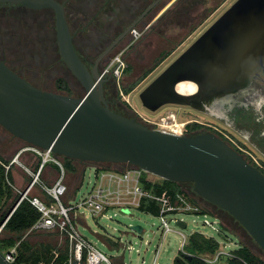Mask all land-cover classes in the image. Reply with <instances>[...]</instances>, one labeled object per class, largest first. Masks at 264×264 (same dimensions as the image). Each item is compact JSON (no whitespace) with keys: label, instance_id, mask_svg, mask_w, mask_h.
Here are the masks:
<instances>
[{"label":"water","instance_id":"1","mask_svg":"<svg viewBox=\"0 0 264 264\" xmlns=\"http://www.w3.org/2000/svg\"><path fill=\"white\" fill-rule=\"evenodd\" d=\"M0 4L54 11L60 56L85 91L75 98L41 90L0 60L1 127L29 147L85 163V168L129 165L163 180L191 183L195 194L234 218L264 252L263 173L213 133L174 135L113 111L105 98L109 77L98 70L100 59L90 70L78 55L63 3L0 0ZM257 81H264V0H237L139 99L152 113L172 105L213 116L211 106L232 100ZM183 82L195 84L196 93H179L177 85ZM131 230L143 233L140 225ZM0 264H10L1 250Z\"/></svg>","mask_w":264,"mask_h":264},{"label":"rangeland","instance_id":"2","mask_svg":"<svg viewBox=\"0 0 264 264\" xmlns=\"http://www.w3.org/2000/svg\"><path fill=\"white\" fill-rule=\"evenodd\" d=\"M179 1L176 0L164 12L157 13L153 17V28L145 32L144 36L135 45H132L129 49L127 48L125 55H127L128 69L119 81L115 80L117 91L120 86L133 108L138 113L146 115L153 120L159 119L167 111H173L178 114L180 122L187 119L205 120L235 135L236 133L234 134L222 121L207 117V115H203L189 107L170 105L152 113L146 110L140 102V93L237 0H203L202 3L189 7V10L184 15L181 12L179 23H172L171 13L185 5L182 4L181 6ZM121 2L125 3V0H120ZM88 3L93 4L90 7V9L93 8L92 11L95 10L94 8L99 9V6L102 7L104 5L102 13H110L109 10L115 12L119 4L118 0H67L66 8L69 24H71L72 7L77 4L88 5ZM7 5L9 4H0V43L3 42L5 44L4 49L7 50L6 52L18 59L29 71L26 76L35 84L41 86L43 90L65 95L70 94L69 96L75 98L83 97L85 94L83 87L62 63H57L59 57L54 40L55 14L48 10L30 11L11 8ZM113 5H116V7H113ZM81 16L83 15L81 14ZM139 28L142 29L141 27ZM124 48L126 46H119L108 58L107 62ZM59 79L66 81L71 93L59 89L58 86L62 84L58 83ZM125 90L128 92H125ZM118 103L128 113L135 114L120 95H118ZM4 136L8 140L16 141L9 132L0 126V139ZM242 140L246 142L244 139ZM19 144L24 145L25 143L21 141ZM257 155L261 157L260 154ZM61 159L63 160V158ZM71 165L75 168V172L69 171V180L79 182L81 180V172L86 167V164L80 165L78 161H73ZM101 165L110 169L127 167L125 165ZM147 176L153 182H162L163 180L152 174H147ZM94 184L95 169L92 166H88L85 168L81 184L76 190L77 201L84 199ZM184 190L189 194L190 198L198 201L203 210L205 209L218 216L211 205L195 194L193 187L187 188V190L184 187ZM7 209L8 206L4 208V210ZM83 212L86 225L80 224L79 231L97 249L110 257L114 264H152L162 241V229L159 227L160 221L157 217L136 209L129 213L110 211L108 217L98 218L92 216L87 210ZM109 216H111V219ZM178 218L183 219L187 224L185 231H181L186 236L195 231L214 234L210 228L203 224L204 218L202 216L196 220L191 216H179ZM208 219L213 221L214 216L209 215ZM219 219L222 223V230L223 227L226 229V231L223 230L222 232L224 236L238 243L237 245L240 247L241 245L246 246L255 257L264 261L262 249L233 220L225 216H222V219L219 217ZM135 225L143 227L144 232L142 235H138L131 230ZM172 227L175 228V224H172ZM26 233L22 237L33 250H39L45 246L54 249L59 243V238L54 233L34 232L30 235ZM18 237L19 235L16 233L7 230H3L0 233V239L13 238L19 241ZM106 239H109L115 245H110ZM181 243L182 238L178 234L171 233L167 235L158 258V264H174L176 258L182 254L179 251ZM197 255L199 258L206 257V253Z\"/></svg>","mask_w":264,"mask_h":264},{"label":"built area","instance_id":"3","mask_svg":"<svg viewBox=\"0 0 264 264\" xmlns=\"http://www.w3.org/2000/svg\"><path fill=\"white\" fill-rule=\"evenodd\" d=\"M148 28L149 26L143 30L138 28L132 29L131 37L133 42L139 41ZM126 51L127 48L111 58L108 65L101 72L103 77L112 76L116 81H119L123 77L128 69V64L125 60ZM118 88L120 97L132 108L142 124L152 129L179 136L185 135L188 125L193 123L199 124L220 137L232 149L243 156L250 165L264 174V161L261 157L217 125L197 119H187L180 122L178 114L173 111H167L159 119L153 120L146 115L138 113L133 108L130 100L124 95L121 87L119 86ZM28 149L42 158L41 165L38 171L31 174L32 179L29 186L25 191L19 193L20 198L8 217L1 224L0 233L19 204L22 201H28L40 216L26 234L30 235L34 232L55 233L59 238L57 247L52 250V261L49 264L57 263L61 257V250L66 252V257L61 264H75L76 262H82L83 264H114L110 257L97 249L79 231L80 224L86 225L83 211L87 210L96 218L108 217L110 211H121L124 213H127L126 211L131 212L135 209L140 211L144 200L154 202L158 205L159 210L156 215L151 212L143 213L157 217L160 221L159 227L162 229V241L156 251L152 264H158V258L164 240L171 233L181 236L182 243L179 251L184 255L191 256L187 253L186 249L191 236L198 233L207 239H216L220 245L214 253H206V257H200L207 264H228L231 260H238L242 264H248L234 253L240 246L237 245L238 243L233 242L227 236L223 235L222 223L216 215L204 213L203 207L192 202L185 193L178 192L174 196H168L166 193L158 194L154 192L153 187L147 188L146 184L149 183L153 186V184L157 183L149 179L147 176L149 173L130 166L122 169H110L95 165L93 166L95 169V184L84 199L77 201V195L71 197L69 194L67 169L61 157L54 155L51 151H43L36 147H28ZM19 157L20 154H17L8 164H3L6 174L13 165L17 164L22 166ZM48 163L57 166L59 170L57 179L52 185H46L40 180L42 170ZM36 186H39L45 199L31 196V192ZM209 215L214 216L213 221L208 219ZM179 216H191L195 220L202 216L204 218L203 224L210 228L214 234L195 231L189 236H186L181 231H185L187 224L183 219H179ZM109 218L111 219V216ZM178 223L185 225V227L181 228ZM172 224H175L176 229L172 227ZM22 240L17 241L14 246L6 250H1L8 263L24 264L19 262V250ZM38 264L47 263L40 261Z\"/></svg>","mask_w":264,"mask_h":264},{"label":"flooded vegetation","instance_id":"4","mask_svg":"<svg viewBox=\"0 0 264 264\" xmlns=\"http://www.w3.org/2000/svg\"><path fill=\"white\" fill-rule=\"evenodd\" d=\"M56 1L60 2L59 0ZM172 1L173 0H125V3H120V0H118L119 4L117 5V10L115 12L109 10L110 13H102L104 5L102 7L99 6V9L94 8V11H92L93 8L90 9V7L93 6V4L91 3H88V5L84 4L83 6L81 4L73 6L71 9V24H69L68 19L67 22L72 35L73 44L78 55L90 70L93 69L96 61L100 59L97 64V68L102 72L111 60L110 59L107 62L108 58L119 46L124 45L129 49V47H132V45H135L137 43H134L131 37L132 29H140L139 27H141V30H143L148 26V30L153 28V17H155L157 13H161L167 10V6ZM181 1L182 0L179 1V4L181 3ZM60 3L64 4L67 17V0L61 1ZM7 6L23 10L26 9L30 11H37L25 8L21 5L9 4ZM113 7H116V5H113ZM40 10H48L54 13L52 9ZM80 13L83 16H81ZM153 13H155L154 16ZM54 34L56 52L59 57L57 63L60 62L64 65L65 68H67L58 50L56 28L54 30ZM4 46L5 44L3 42L0 43V60L5 62V64L13 72L17 73L20 77L28 81L30 84H32L36 88L43 90L41 86L35 84L26 76L28 75L29 71L18 61L17 58H15L14 55H9L6 52L7 50L4 49ZM125 60L127 61V55H125ZM67 70L69 71L68 68ZM108 77L109 81L105 85V98L108 104L112 105L114 107V110L120 111L121 115L128 118H134L139 121L135 114H130L127 110L121 108L120 104L118 103L119 90L117 91L116 81L112 76ZM209 110L216 113V115H207V117H212L219 121H222L228 128L231 129L234 134L236 133L238 136L236 134L235 136L228 130L218 126L219 128L231 134L239 142L252 150L255 154L259 153L254 146L243 142V137H241L238 133L241 134V129L243 131L247 130L248 126H251L253 128L257 127L258 131H260L261 133V137L264 138V81L255 82L251 87L233 95L232 100L225 101V103L222 102L221 105L211 106ZM201 114L206 115L204 113ZM198 133H210V130L204 127L200 130L190 132L186 130L185 135ZM14 139L16 140L15 142L13 140H8L5 136L2 137L0 139V148L10 149L16 147L17 145L19 146V142H21L22 140L15 137ZM79 163L80 165L85 164L81 162ZM185 187L187 190V188L193 187V185L189 183L186 184ZM208 204L215 209L218 214V218L220 217L222 219V216L230 218L244 231V233H246V235H248L243 227L239 225L228 213L210 203Z\"/></svg>","mask_w":264,"mask_h":264},{"label":"trees","instance_id":"5","mask_svg":"<svg viewBox=\"0 0 264 264\" xmlns=\"http://www.w3.org/2000/svg\"><path fill=\"white\" fill-rule=\"evenodd\" d=\"M202 2L203 0H182L180 3L181 6L182 4L185 5L182 6L181 9L175 10L174 12L171 13L172 23L173 22L179 23L180 21L179 19L182 13L184 15L189 10V7L193 5L194 6L198 5ZM58 83L63 84L58 86L60 90L71 93V90L68 84L66 83V81H64L63 79H59ZM125 92L128 91L125 90ZM110 108L113 111L120 114V111L114 110V107L112 105H110ZM202 128L203 126L193 123L188 125L186 130L190 132V131L200 130ZM63 160L67 171L75 172V168L71 165L73 160L68 158H63ZM99 166L103 167V165L101 164ZM126 166L129 167V165ZM186 184L189 183L178 184L168 180H162V182H157L153 184V186L148 183L146 184V187L147 188L153 187V191L158 194L166 193L168 196H174L175 193L181 192V193H185L189 197V194L184 190ZM13 196H14L13 190L6 182L5 168L0 163V225L8 217L9 213L14 208V206L16 205V203L20 198V197H15L14 200L11 203H9V200L13 198ZM189 199L192 202L199 204L198 201L190 197ZM6 206H8V209L4 210ZM158 210H159L158 205L148 200H144L140 207L141 212H151L154 215L158 213ZM204 213L212 214L211 212L205 209H204ZM39 216L40 215L37 212V210L28 201L26 200L22 201L17 207V209L14 211V213L11 215L9 220L7 221L3 230L16 233L17 235H19L18 239L22 240L23 239L22 235L26 233L35 224ZM223 230L226 231L224 227ZM106 241L110 244H114L109 239H106ZM16 242L17 241L13 238L0 239V250H6L7 248L14 246ZM219 247H220L219 242L216 239H207L201 234L196 233L191 236L189 245L187 246L186 249L187 253H189L191 257H188V255L181 254L176 258L174 264H207L202 259H200L197 254L214 253ZM52 250L53 249H51L49 246L42 247L39 250H33L31 249V247L29 246L26 240H22L19 250L20 252L19 262L24 264H38L40 261H44L45 263L49 264L52 261ZM234 253L236 254L237 257L243 259L248 264H264V261L255 257L246 246L241 245V247L238 250H236ZM65 257H66V252L61 250V257L58 259L56 264H61L64 261ZM228 264H242V263H240L238 260H231L228 262Z\"/></svg>","mask_w":264,"mask_h":264},{"label":"crops","instance_id":"6","mask_svg":"<svg viewBox=\"0 0 264 264\" xmlns=\"http://www.w3.org/2000/svg\"><path fill=\"white\" fill-rule=\"evenodd\" d=\"M175 1L176 0H173L167 6V8ZM193 86H195L194 93H196L197 87L195 84H193ZM247 130L243 131L241 129L240 130L241 134L240 133L238 134L241 137H243L246 143L254 146L256 150L259 152L258 154L261 155V159L264 160V138L261 137V133L260 131H258L257 127L253 128L251 126H248ZM28 147H29L28 145H19V146L17 145L16 147L10 149L0 148L1 165L8 164L17 154H20L19 160L22 163V166L17 164L13 165L7 174L5 172L6 182L12 188L14 193V196L9 200V203H11L15 197H20L19 193L25 191V189L29 186L31 182L32 179L31 174L38 171L41 165L42 158L36 153L29 150ZM58 173L59 170L57 166L53 165L52 163H48L44 166L42 170L40 180L42 183L46 185H52L56 181ZM69 173L70 172L67 171V185L69 188V194L71 195V197H73L74 195L77 194L76 190L79 188L81 184L84 170H82L81 172V180L79 182L77 181L72 182L71 180H69ZM31 196L45 199V196L42 193L39 186L34 187V189L31 192Z\"/></svg>","mask_w":264,"mask_h":264},{"label":"bare ground","instance_id":"7","mask_svg":"<svg viewBox=\"0 0 264 264\" xmlns=\"http://www.w3.org/2000/svg\"><path fill=\"white\" fill-rule=\"evenodd\" d=\"M194 87L190 82H183L177 85V91L183 95H192L194 93Z\"/></svg>","mask_w":264,"mask_h":264}]
</instances>
